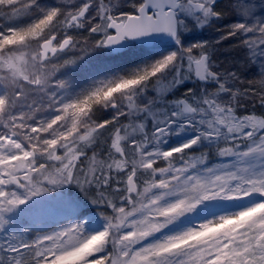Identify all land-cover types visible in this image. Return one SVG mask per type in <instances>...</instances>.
I'll use <instances>...</instances> for the list:
<instances>
[{
    "label": "snow or ice",
    "instance_id": "obj_1",
    "mask_svg": "<svg viewBox=\"0 0 264 264\" xmlns=\"http://www.w3.org/2000/svg\"><path fill=\"white\" fill-rule=\"evenodd\" d=\"M0 264H264V0H0Z\"/></svg>",
    "mask_w": 264,
    "mask_h": 264
},
{
    "label": "rangeland",
    "instance_id": "obj_2",
    "mask_svg": "<svg viewBox=\"0 0 264 264\" xmlns=\"http://www.w3.org/2000/svg\"><path fill=\"white\" fill-rule=\"evenodd\" d=\"M222 3H227V0H222ZM226 22L227 21H225V23ZM214 35H216V32H215V29H212V30L202 33L201 36L197 38H212Z\"/></svg>",
    "mask_w": 264,
    "mask_h": 264
}]
</instances>
